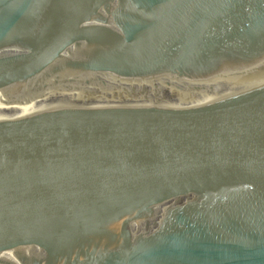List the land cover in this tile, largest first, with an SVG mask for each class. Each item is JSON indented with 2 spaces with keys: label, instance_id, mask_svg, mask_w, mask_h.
I'll return each mask as SVG.
<instances>
[{
  "label": "water",
  "instance_id": "obj_1",
  "mask_svg": "<svg viewBox=\"0 0 264 264\" xmlns=\"http://www.w3.org/2000/svg\"><path fill=\"white\" fill-rule=\"evenodd\" d=\"M0 264H264V0H0Z\"/></svg>",
  "mask_w": 264,
  "mask_h": 264
}]
</instances>
